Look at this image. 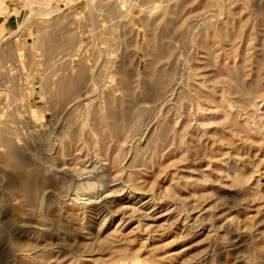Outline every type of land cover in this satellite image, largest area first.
<instances>
[{
    "label": "rangeland",
    "instance_id": "1",
    "mask_svg": "<svg viewBox=\"0 0 264 264\" xmlns=\"http://www.w3.org/2000/svg\"><path fill=\"white\" fill-rule=\"evenodd\" d=\"M0 264H264V0H0Z\"/></svg>",
    "mask_w": 264,
    "mask_h": 264
},
{
    "label": "bare ground",
    "instance_id": "2",
    "mask_svg": "<svg viewBox=\"0 0 264 264\" xmlns=\"http://www.w3.org/2000/svg\"><path fill=\"white\" fill-rule=\"evenodd\" d=\"M243 185V184H242Z\"/></svg>",
    "mask_w": 264,
    "mask_h": 264
}]
</instances>
